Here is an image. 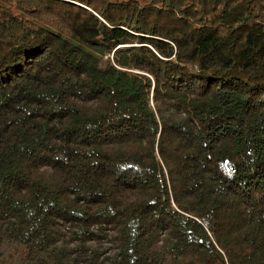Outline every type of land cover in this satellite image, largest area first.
Returning a JSON list of instances; mask_svg holds the SVG:
<instances>
[{
    "label": "trees",
    "instance_id": "1",
    "mask_svg": "<svg viewBox=\"0 0 264 264\" xmlns=\"http://www.w3.org/2000/svg\"><path fill=\"white\" fill-rule=\"evenodd\" d=\"M0 264H264V0H0Z\"/></svg>",
    "mask_w": 264,
    "mask_h": 264
}]
</instances>
